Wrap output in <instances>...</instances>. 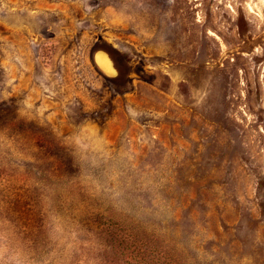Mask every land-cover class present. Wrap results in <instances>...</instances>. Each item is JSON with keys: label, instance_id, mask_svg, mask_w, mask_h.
Listing matches in <instances>:
<instances>
[{"label": "rangeland", "instance_id": "obj_1", "mask_svg": "<svg viewBox=\"0 0 264 264\" xmlns=\"http://www.w3.org/2000/svg\"><path fill=\"white\" fill-rule=\"evenodd\" d=\"M0 264H264V0H0Z\"/></svg>", "mask_w": 264, "mask_h": 264}, {"label": "bare ground", "instance_id": "obj_2", "mask_svg": "<svg viewBox=\"0 0 264 264\" xmlns=\"http://www.w3.org/2000/svg\"><path fill=\"white\" fill-rule=\"evenodd\" d=\"M100 62L102 63H109L108 61H106V60H104V61H102V60H100ZM105 71L106 72H110V68L109 67H107V66H105Z\"/></svg>", "mask_w": 264, "mask_h": 264}, {"label": "crops", "instance_id": "obj_3", "mask_svg": "<svg viewBox=\"0 0 264 264\" xmlns=\"http://www.w3.org/2000/svg\"><path fill=\"white\" fill-rule=\"evenodd\" d=\"M107 61V60H106ZM102 64V67H103V69L105 70V66H107V67H109L110 68V70H111V66H110V64L109 63H101Z\"/></svg>", "mask_w": 264, "mask_h": 264}]
</instances>
